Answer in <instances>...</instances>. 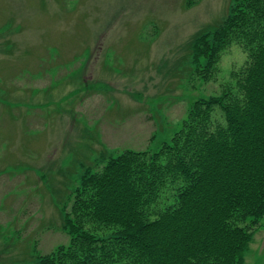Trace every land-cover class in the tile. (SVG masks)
<instances>
[{
    "label": "rangeland",
    "instance_id": "rangeland-1",
    "mask_svg": "<svg viewBox=\"0 0 264 264\" xmlns=\"http://www.w3.org/2000/svg\"><path fill=\"white\" fill-rule=\"evenodd\" d=\"M236 5L0 0V264H38L69 244L64 213L86 174L125 151L158 150L194 102L234 83L251 62L246 22L264 8L232 25ZM223 30L217 61L196 59L194 36L216 44ZM245 264H264V218Z\"/></svg>",
    "mask_w": 264,
    "mask_h": 264
},
{
    "label": "trees",
    "instance_id": "trees-1",
    "mask_svg": "<svg viewBox=\"0 0 264 264\" xmlns=\"http://www.w3.org/2000/svg\"><path fill=\"white\" fill-rule=\"evenodd\" d=\"M259 4L237 0L229 23ZM262 13L246 22L251 62L234 83L194 102L158 150L125 151L102 173L86 174L64 213L69 244L39 255L38 264H245L264 218ZM203 33L191 51L212 66L225 32L216 44Z\"/></svg>",
    "mask_w": 264,
    "mask_h": 264
},
{
    "label": "crops",
    "instance_id": "crops-1",
    "mask_svg": "<svg viewBox=\"0 0 264 264\" xmlns=\"http://www.w3.org/2000/svg\"><path fill=\"white\" fill-rule=\"evenodd\" d=\"M57 172L60 174L62 171H61V167L58 168Z\"/></svg>",
    "mask_w": 264,
    "mask_h": 264
}]
</instances>
